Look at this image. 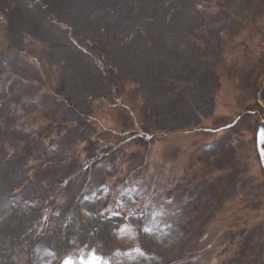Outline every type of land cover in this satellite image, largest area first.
I'll use <instances>...</instances> for the list:
<instances>
[{"label": "rangeland", "instance_id": "rangeland-1", "mask_svg": "<svg viewBox=\"0 0 264 264\" xmlns=\"http://www.w3.org/2000/svg\"><path fill=\"white\" fill-rule=\"evenodd\" d=\"M74 1L0 0V264H46L50 240L57 252L75 250L82 236L106 252L130 247L134 229H119L123 214L99 219L94 211L112 195L108 186L117 190L131 171L147 182L157 165L167 170L159 188L175 198L164 205L172 212L163 223L150 220L153 211L141 218L145 199L148 208L163 204L145 196L146 183L124 196L132 225L149 227V243L139 236L140 243L156 254L131 256V247L125 263L264 264V169L255 142L264 117L257 100L264 0ZM23 4L45 30L27 23ZM204 72H212L207 81ZM44 83L51 93L40 91ZM179 86L186 91L178 100ZM66 99V118L52 122ZM156 114L158 139L144 144L141 131ZM23 127L56 129L58 147ZM218 136L220 145L201 150ZM9 192L20 199H7Z\"/></svg>", "mask_w": 264, "mask_h": 264}, {"label": "bare ground", "instance_id": "bare-ground-1", "mask_svg": "<svg viewBox=\"0 0 264 264\" xmlns=\"http://www.w3.org/2000/svg\"><path fill=\"white\" fill-rule=\"evenodd\" d=\"M92 2H94V4H105V0H91ZM109 2H113L115 5H116V3H117V0H109ZM77 3V1H74V0H67V2H66V4H65V6L66 7H70V6H73L74 4H76ZM126 4L125 3H123L122 4V6H125ZM118 7H120V6H118ZM37 14V11H30V12H28L27 13V17H28V19H26L27 20V22H28V24L30 23V22H34V25H35V27H36V29H37V31L39 30V29H42L43 30V25H42V23H41V20L40 19H34V16ZM16 23V26L18 25V24H20L19 23V21H17V22H15ZM16 26H14V27H16ZM12 30H13V27H12ZM18 30H20V28H17L16 30H15V33L18 31ZM160 30H161V25H160ZM45 33V32H44ZM4 128V130L6 129V127H3ZM11 132V131H10ZM90 229H91V227H90V225L88 224L87 225ZM55 232H56V230H55ZM58 238H60V237H57V236H55L54 235V237H53V239H58ZM49 242V244L50 245H52V246H54L55 245V242H54V240H50V241H48ZM45 256H47L48 257V254H46Z\"/></svg>", "mask_w": 264, "mask_h": 264}, {"label": "water", "instance_id": "water-1", "mask_svg": "<svg viewBox=\"0 0 264 264\" xmlns=\"http://www.w3.org/2000/svg\"><path fill=\"white\" fill-rule=\"evenodd\" d=\"M260 97H261V99H262L263 102H264V87H263V89L261 90Z\"/></svg>", "mask_w": 264, "mask_h": 264}, {"label": "snow or ice", "instance_id": "snow-or-ice-1", "mask_svg": "<svg viewBox=\"0 0 264 264\" xmlns=\"http://www.w3.org/2000/svg\"><path fill=\"white\" fill-rule=\"evenodd\" d=\"M66 264H67V262H66Z\"/></svg>", "mask_w": 264, "mask_h": 264}]
</instances>
